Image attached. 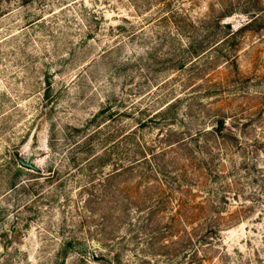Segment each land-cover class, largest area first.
Here are the masks:
<instances>
[{
    "label": "rangeland",
    "instance_id": "1",
    "mask_svg": "<svg viewBox=\"0 0 264 264\" xmlns=\"http://www.w3.org/2000/svg\"><path fill=\"white\" fill-rule=\"evenodd\" d=\"M0 264H264V0H0Z\"/></svg>",
    "mask_w": 264,
    "mask_h": 264
},
{
    "label": "trees",
    "instance_id": "2",
    "mask_svg": "<svg viewBox=\"0 0 264 264\" xmlns=\"http://www.w3.org/2000/svg\"><path fill=\"white\" fill-rule=\"evenodd\" d=\"M259 16V14L257 15V13L255 14V16L253 17V19L251 20V23L252 21H256L257 20V17ZM250 23V22H248ZM19 168H22L25 164L21 165V162L19 163ZM35 170H38V169H35ZM21 184H13L12 185V189H17V187H19ZM24 187V186H23ZM73 240H69L67 242L64 243V246L61 248V252H66L67 251V246L72 244Z\"/></svg>",
    "mask_w": 264,
    "mask_h": 264
},
{
    "label": "water",
    "instance_id": "3",
    "mask_svg": "<svg viewBox=\"0 0 264 264\" xmlns=\"http://www.w3.org/2000/svg\"><path fill=\"white\" fill-rule=\"evenodd\" d=\"M22 163H23V164H26V162H25L24 160H22Z\"/></svg>",
    "mask_w": 264,
    "mask_h": 264
}]
</instances>
